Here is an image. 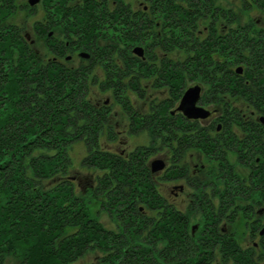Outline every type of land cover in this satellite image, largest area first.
<instances>
[{
	"label": "trees",
	"instance_id": "obj_1",
	"mask_svg": "<svg viewBox=\"0 0 264 264\" xmlns=\"http://www.w3.org/2000/svg\"><path fill=\"white\" fill-rule=\"evenodd\" d=\"M75 1L81 3L74 5ZM108 1L41 0L44 10V3L51 9L52 27L60 29L58 22L64 21V33L71 29L78 37L67 39V46L65 40L49 37L41 20L33 23L34 39H26L22 24L6 22L21 6L14 0H0V264H6L9 254L17 256L18 264H75L94 250L103 254L97 264H188L186 217L168 206L160 217L156 213L158 197L146 165L152 148H137L123 156L99 144L102 133L113 136L106 118L109 107L90 100L95 65L104 72L99 80L101 90H112L132 125L154 126L157 134L169 133L172 125L168 102L162 105L160 114L164 115L158 124L155 114L142 124L118 93L126 78L128 83L137 80L132 74L138 69L156 74L161 85L171 83L173 90L179 89L185 69L179 62L172 76L168 57L161 59V68L155 71L147 64L142 67L132 53V42H142L150 35L152 49L156 46L168 53L176 46L183 52H196L191 62L194 69L188 72L191 78L202 74L214 81V95L239 93L260 111L264 108V87L218 79L207 63L213 54L210 45L207 49L191 39L198 22L210 15L211 0H147L144 28L140 11L133 14L123 0H110L116 2L110 12ZM241 3L264 11V0ZM23 9L26 15L28 10L35 12V6ZM227 13L222 11L223 16L234 17L231 9ZM158 15L162 18L159 34L146 32ZM37 39L46 48L45 55L34 46ZM76 42L93 48L92 62L86 60L75 67L64 62L65 52ZM75 142H83L86 148L81 167L97 170L95 184L84 190L69 175L74 168L69 150ZM169 171L163 179H170ZM91 200L106 211L113 229L92 215Z\"/></svg>",
	"mask_w": 264,
	"mask_h": 264
},
{
	"label": "flooded vegetation",
	"instance_id": "obj_2",
	"mask_svg": "<svg viewBox=\"0 0 264 264\" xmlns=\"http://www.w3.org/2000/svg\"><path fill=\"white\" fill-rule=\"evenodd\" d=\"M123 2L130 5L129 9L133 14L140 11L141 27L144 28L143 14L149 12L148 5H144L142 0ZM80 3L81 1H75L73 4ZM19 5L24 7L27 3ZM44 5L46 9L41 21L47 29V35L65 40L67 46L69 45L67 39L77 40L78 37L71 29L68 34L64 33V21L58 22L60 29L52 27L48 20L51 9L47 3ZM115 5L116 2L109 0L107 9L111 12ZM212 8L210 15L202 18L204 20L202 28L200 21L192 31L191 37L199 40L207 49L211 47L213 54L211 60L207 62L212 64L210 69L217 72L218 79L253 86L254 83H259L260 87H264V24H261L260 19L242 23L236 17H225L222 14L224 11L222 5H212ZM214 9L217 10L216 14H213ZM155 26H160L159 22L155 21L153 27L146 32L151 33ZM156 32L159 34V30ZM25 37L27 39L28 35ZM151 37L149 35L142 42H138L140 44L138 47L142 48V55L134 54L132 50L133 55L140 59L139 64L142 67L147 64L151 71H155L156 68H161V59L168 57L172 76L176 73L179 62L186 71L192 70L191 62L196 52H183L175 46L168 53L160 51L159 59L156 53L159 48L156 46L151 48L154 41ZM92 49L76 42L65 52L64 62L69 64L72 54L78 57L80 64L86 60L91 61ZM68 51L72 54L68 55ZM199 56L200 60L205 61L203 56L200 54ZM78 65L69 64L71 67ZM97 67L102 70L101 66L95 65L92 71ZM132 75H136L137 80L128 83L126 78L125 82L121 83L123 91L128 87L139 89V84L147 82L146 80L154 87L161 85L155 80L156 74L145 80L142 77L148 74L138 69L137 74ZM188 76L190 77V73ZM199 76L203 78L202 74ZM204 79L208 80L207 77ZM209 82L214 84L213 80ZM183 84H180L179 89L176 86L173 90L175 85L169 83L166 90L168 95L159 100H150L147 111L138 113L142 124L145 123L147 116L154 114L157 123V119L164 115L160 114L162 105L165 101L168 102L167 111L172 125L169 133L162 131L161 141L166 142L171 164L167 167L165 161L158 157L146 161L158 197L155 204L158 214L156 215L160 217L161 211L168 206L184 215L188 222L196 216L202 217V223L193 224L189 229L187 224L188 264H264V122L261 120L264 113L248 103L249 98L245 95L232 96L234 101L225 100L220 95L212 96L213 100H204L201 83L189 86ZM194 86L199 88L195 105L207 111L204 117H189L179 108L184 92ZM177 91L180 92L175 95ZM236 101L239 105H236ZM93 103L99 107H109ZM216 105L219 107H215ZM107 112L110 114V108ZM108 114L106 118L112 128L111 136L115 137ZM128 126L131 133L135 130L151 129V136L158 135L154 126L142 129L138 122L132 125L130 119ZM151 148L154 150L157 147ZM129 153L124 155V152H119L123 156ZM155 159L163 161V168L152 169L151 163ZM167 169L170 170V179L167 181L174 184L170 190L173 193L171 200H168L162 191L163 181H166L162 177ZM178 181L184 184H175ZM186 188L187 192L189 191L187 193L189 198L177 201Z\"/></svg>",
	"mask_w": 264,
	"mask_h": 264
},
{
	"label": "rangeland",
	"instance_id": "obj_3",
	"mask_svg": "<svg viewBox=\"0 0 264 264\" xmlns=\"http://www.w3.org/2000/svg\"><path fill=\"white\" fill-rule=\"evenodd\" d=\"M134 1V0H130ZM135 1H141V0H135ZM144 1V5H148L147 0H142ZM15 5H19L21 3H26L27 0H14ZM39 2V1H38ZM212 5H222L224 9V13L227 16V10L231 9L233 11V16L236 17L237 20L241 21L242 23H245L247 21H255L256 19L261 20V24H264V11L259 8L256 5H253L251 7H246V5L241 3V0H211ZM42 2L40 1L38 4L35 6V12L32 13L31 11L28 10V15H26V9H23V7H17L15 11V16L12 18H9L6 20L7 23H17V24H22L24 26L23 33L27 34L28 37L34 39V34H33V23L38 20L40 21L42 16L44 15V9L42 7ZM20 6V5H19ZM29 6V5H28ZM20 9V10H19ZM214 11V10H213ZM212 10L210 11V13ZM159 16V15H158ZM160 18L156 20L159 22ZM54 20V19H53ZM201 28L204 25V20L201 19ZM160 26H155L154 30L158 31ZM38 40V39H37ZM34 40V46L40 51V53H43L45 55L47 52L45 50V47L41 41H36ZM134 47L139 46L140 44L138 42H132L131 43ZM77 51V50H76ZM159 49H157V56L160 59L161 54H160ZM68 55H71L72 53L70 51L67 52ZM68 57V56H67ZM183 59V56H182ZM70 65H78L80 64V60L76 55L72 54V57L68 61ZM194 69V67H193ZM184 74L186 75L183 82V85L189 86L190 84L193 83H201L202 85V97L204 100H213V97L215 96H223L225 100L229 101H234L233 97L231 94L228 93H219L215 94L213 93V83H210L209 80H206L202 77H200L198 74L196 75L197 77L192 78L187 75L189 71H183ZM93 74L96 77V82L92 83L91 87V95L90 99L91 101L97 103V104H105L108 105L110 108V115L109 116V121L111 122V125L114 127V133L115 137L112 139L108 137L107 133H102L99 138V144L100 146L105 149L109 150L112 152H124V155L129 153L130 151H133L136 148H142V147H152L155 146L153 150V153H151L148 157V159H153V158H162L166 166L168 167L169 164H171L169 160V151L168 147L166 145V142H162V133L158 134L154 137L153 140H151V129L149 131H142V130H135L133 133L129 132V119H128V114L125 112V110L121 107L119 104L120 101H118L115 98L114 93L112 90L106 89V90H101L99 86V80H102L104 77V72L99 69L98 67L94 69ZM146 74V73H144ZM151 75L142 77V79H150ZM145 83H140L139 84V89L137 88H130L128 87L127 90H124L120 93H118L122 98L121 101H125L127 107L130 105L133 111H135L137 114L138 113H145L148 109V102L150 100H159L163 98L165 95H168L167 86L166 85H160L159 87L153 86L152 83H150L148 80ZM130 85V84H129ZM164 91L166 93H164ZM205 92V93H204ZM235 95H241V94H235ZM213 96V97H212ZM219 96V97H220ZM212 97V98H211ZM130 101H128V99ZM107 101V103H104ZM211 105V104H210ZM236 105L238 104V101H236ZM213 106V105H212ZM219 107V106H215ZM264 109V108H263ZM262 109L261 112L264 113V110ZM155 129H157L155 127ZM158 130V129H157ZM86 154V148L83 144V142H75L72 144L69 150V155L72 158V165L74 168L70 170L69 175L74 177L75 183L79 185L80 189L87 188L88 184H95L96 177H97V170L96 169H84L80 165V160L81 158ZM193 165V163H192ZM100 173V172H99ZM162 174V173H160ZM79 184H78V183ZM164 185H162V191L164 195L168 198V200L173 199V193H171V188L173 183H169V181H163ZM179 184L182 182H175V184ZM184 184V183H182ZM84 190V189H83ZM175 190V189H174ZM80 191V190H79ZM189 192V191H188ZM187 188L184 190V192L179 195L177 201H180L182 198L183 200H187L189 197L187 196ZM182 200V201H183ZM91 207V213L94 216H98V220L102 223L103 226L106 228L113 229L115 227L114 222L110 219L108 214H106V211L99 206V204L95 201L90 202ZM146 211H148L146 209ZM196 223H202V217L201 216H196L192 219L189 220L188 222V229L191 227V225L196 224ZM103 254L99 252L98 250L94 251H89L87 252L84 256H82L80 259H78L75 264H97L99 263V260ZM6 264H18V258L15 255L9 254L6 258Z\"/></svg>",
	"mask_w": 264,
	"mask_h": 264
},
{
	"label": "water",
	"instance_id": "obj_4",
	"mask_svg": "<svg viewBox=\"0 0 264 264\" xmlns=\"http://www.w3.org/2000/svg\"><path fill=\"white\" fill-rule=\"evenodd\" d=\"M39 0H28L30 5H34ZM133 52L142 55V48L141 47H134ZM199 96V88L197 86L188 88L181 99L179 108L189 117H204L207 115L206 110H202L201 108L196 107L195 103ZM264 122V117L261 118ZM152 169H161L164 166V163L160 159H155L151 163Z\"/></svg>",
	"mask_w": 264,
	"mask_h": 264
}]
</instances>
